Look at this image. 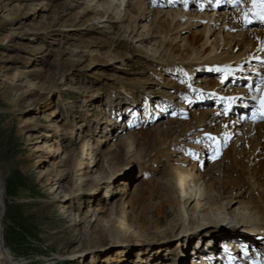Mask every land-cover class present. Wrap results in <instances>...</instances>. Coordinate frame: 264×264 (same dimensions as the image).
<instances>
[{
	"label": "rangeland",
	"instance_id": "374dc122",
	"mask_svg": "<svg viewBox=\"0 0 264 264\" xmlns=\"http://www.w3.org/2000/svg\"><path fill=\"white\" fill-rule=\"evenodd\" d=\"M71 5V0H2L0 180L4 193L0 244L3 243L15 264H180L183 239L173 241L170 248L157 254L146 245L158 232L167 231V215L169 222L175 218L170 209L163 216L154 211L162 199L160 196L150 199L149 185L163 177L171 159L155 154L151 161L143 163L125 152L124 161L134 159L142 163H132L126 168L114 163L110 169L97 157L90 159L85 151L87 144L88 148L106 152L111 145L122 142L121 135L135 137L139 151L144 150L152 139L141 132L152 131L164 121L163 116L157 115L161 117L157 119L151 113L157 106L156 85L164 83L165 78L171 82L174 77L163 67L150 66L143 55L131 56L121 49L120 29L91 28V17L84 16V6ZM203 28L204 25L199 30ZM141 32L142 29L137 35ZM189 35L186 32L183 37ZM153 44H145L141 49L147 54L146 48ZM109 55L114 60L110 61ZM81 56L83 60L79 61ZM255 61L264 64L263 58ZM260 74L253 72L257 78L254 80L263 78ZM136 81L152 86L154 96L150 98L148 113L143 106L144 95L137 100L138 106H130L127 96L115 90ZM256 85L255 82L249 88L253 90ZM229 117L222 113L218 124ZM72 123L82 124V129L72 128ZM55 148L60 154L54 153ZM180 151L174 148L171 156L181 158ZM249 153L247 149L239 155V163L227 170L224 180L233 179L237 183H226L231 191L250 189L252 173H261L258 175L261 177L264 172L263 153L256 163H252ZM202 157L196 163L204 171L212 162L210 155ZM80 161L84 169L76 173ZM260 180V184L264 183L263 177ZM78 186L85 193L77 198ZM108 186L113 189L108 190ZM126 188L134 191L133 197L140 194L147 198L141 205L137 201L126 202L127 213L138 219L130 243H125L124 234L109 224L121 212V207L110 202L109 191ZM201 231L206 236L204 241L215 239L218 233L214 227ZM177 234L183 235V228H178ZM194 237L196 241L188 244V253L197 252L193 244L200 236ZM217 243L224 245L221 240ZM124 249L129 253L123 254ZM246 249L248 260L258 253L257 247ZM120 254L128 255L127 261L114 262ZM192 260L190 257L186 264Z\"/></svg>",
	"mask_w": 264,
	"mask_h": 264
},
{
	"label": "bare ground",
	"instance_id": "6f19581e",
	"mask_svg": "<svg viewBox=\"0 0 264 264\" xmlns=\"http://www.w3.org/2000/svg\"><path fill=\"white\" fill-rule=\"evenodd\" d=\"M71 2V6H84V16L91 17V28L120 29L123 39V44L119 45L121 49L131 56L143 55L150 61V66L163 67L169 76L174 77L171 82L165 78L162 80L164 83L156 85L157 106L151 113L157 119L163 116L161 119L164 121H160L159 126L152 131L141 132L152 139V143L144 150L139 151L138 140L130 135H121L122 142L111 145L106 152L85 145L90 159L97 157L110 169L114 163L123 164L124 168L132 166V163H142L140 161L148 163L155 154L171 159L163 177L152 180L149 185L152 191L150 199L157 196L162 199L154 211L163 216V212L168 213L170 209L175 218L169 222L166 213L167 231L158 232L160 234L151 237L146 245L151 246V251L157 254L170 248L173 241L178 243L183 239L180 264H186L190 257L193 260L189 264H262L264 183L260 184L259 181L264 178V172L261 177L258 176L261 173H252L250 182L253 186L248 190L241 188L231 191L226 183L237 184L236 181H225L224 178L230 166L238 164V158L247 149H250L249 157H253L252 163L260 160L263 153L264 164V120L258 115V103L264 99V64L255 61L258 57L264 60V22L252 17L254 22L244 24L246 18L251 17L259 6L264 13V0ZM203 25V30H199ZM140 29L142 32L137 35ZM186 32L191 35L183 37ZM181 41L184 42L183 46L179 44ZM152 42L154 44L146 48L148 53L145 54L141 48ZM110 49L113 50L112 47ZM107 58L114 60L110 55ZM120 58H124V53ZM82 60L83 57H79V61ZM253 72H257V75L261 73L263 78L254 80L257 78L253 77ZM160 77L163 78L162 75ZM213 77L220 78V82H216ZM246 79H250L249 82ZM255 82L256 88L252 90L249 87ZM204 85L208 90H204ZM151 88L148 83L136 81L120 85L115 90L127 96L130 106L137 105V100L144 95L146 104L143 106L148 113L150 98L154 96ZM252 109L256 110L254 115L250 114ZM161 112L165 114L161 115ZM228 112L230 117L219 125L220 115ZM71 126L79 131L83 125L72 123ZM184 131L187 133L184 134ZM174 148L182 151L181 158L171 156ZM60 152L55 148V154ZM125 152L135 155V160L140 161H124ZM205 154L210 155L212 163L203 171L196 161L201 160ZM83 169L80 161L76 165V173ZM110 188L107 187L108 190ZM132 189L111 190L108 195L115 207H121V212L114 215L109 224L124 234L122 238L125 243H130V236L136 234L137 227L134 224L138 221L127 213L126 202L137 201L141 205L147 199L140 194L137 198L133 197ZM75 192L78 198L85 190L78 186ZM3 193L0 180V220ZM180 227L183 228V235L177 237ZM211 227L216 228L218 233L215 239L204 241L206 236H203L201 229ZM194 236H200L198 242L193 244L197 252L188 253V244L195 240ZM218 240L223 241L224 245H218ZM220 247L223 249L218 251ZM246 247H257L258 253L252 260L247 259ZM122 253L129 252L124 249ZM121 254L114 262L127 261L125 256L128 255ZM195 254L197 256L194 257ZM196 257H201V260L195 261ZM0 264H15L3 243L0 244Z\"/></svg>",
	"mask_w": 264,
	"mask_h": 264
}]
</instances>
